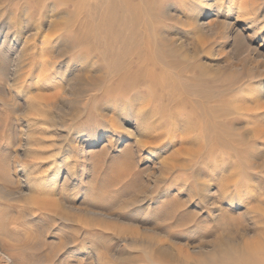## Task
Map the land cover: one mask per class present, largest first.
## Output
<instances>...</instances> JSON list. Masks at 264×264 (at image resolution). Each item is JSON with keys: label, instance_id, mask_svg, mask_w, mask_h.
Instances as JSON below:
<instances>
[{"label": "rangeland", "instance_id": "1", "mask_svg": "<svg viewBox=\"0 0 264 264\" xmlns=\"http://www.w3.org/2000/svg\"><path fill=\"white\" fill-rule=\"evenodd\" d=\"M215 1L0 0L9 264H264V101L241 85L264 79V21L255 35L236 20L250 1L264 16V0L229 1L237 47L212 37ZM36 95L38 173L60 183L58 206L35 209L17 197L28 190L17 119ZM174 125L189 137L169 162Z\"/></svg>", "mask_w": 264, "mask_h": 264}, {"label": "bare ground", "instance_id": "2", "mask_svg": "<svg viewBox=\"0 0 264 264\" xmlns=\"http://www.w3.org/2000/svg\"><path fill=\"white\" fill-rule=\"evenodd\" d=\"M229 1L230 0H228V1L216 0L214 2V5H215L217 11L222 12L224 20H222V23H219V26H218V28H216V30L215 29L212 30V32H214V34L212 33V37L214 39H216L217 45H222L223 43H226V42L228 43L230 39H234V36H235V39H234V42L232 43V45H235V47H237L239 45V43L242 42V36H240V32L238 31L237 28L234 30V32H231L232 29H234V25H232L231 22L229 24L228 19H229V16H230L232 9H234V8L232 5L229 4ZM254 6H256V5L253 1L246 2L244 5H241L240 7L238 6L239 8L237 11L238 13H237L236 20H238V18H241V21H243L249 28L252 29L253 34L257 35L260 31V26H261L260 24L264 21V16H261L260 13L256 12L258 6L257 7H254ZM262 19H263V21H261ZM226 25L229 26L227 30H225ZM223 27H224V29H223ZM18 32H16V34L19 35ZM237 38H239V39H237ZM26 43H27V40L25 38L23 45L26 46ZM205 44H206V42H205ZM243 47H245V46H243ZM242 53H244V52H242ZM261 58L264 59V56H261ZM244 62H246V61H244ZM247 63H246V65H247ZM242 66H243V68L245 67L244 64L241 65V67ZM248 70H249V68L245 69L244 73H246ZM132 79H134V78H131V80ZM137 79L138 78L136 77V79H134V80L136 81ZM36 83L40 84L39 81H36ZM241 85L246 92L245 94H247L249 97H252L254 99V101H256V102L264 101V79L257 80L253 84H248V82L247 83L243 82ZM249 85H252V86H249ZM38 97H39L38 95H36L35 97H31V96L29 97V111L30 112L28 114H27V112H26V114L21 112V113H23V116H20L19 117L20 119L19 118L17 119V122H18V121L22 120V118H26V125H25V131L26 132H23L24 131L23 127L20 128L21 133H19V136H18L17 146L19 147V146L23 145V148H24L23 149L24 150V158L19 161V164H21V166L23 168V171H24L23 173L25 174V179H26L27 186H28L27 187L28 190L26 192H23V194H19L17 197H20V195H21L24 198H28L31 201V204L35 207V209L37 207H39V205L48 207L52 204L54 206H58L57 201L55 200L57 198H53V197L57 196L56 195L57 189H58L57 183H60L55 178L51 179V177H49V175H47V173L46 174L44 173L45 175L43 173H38L39 160L34 157V156H37L39 154L37 143L39 141V132L41 129V127L39 125V121H40V116H41L40 106L42 105V103ZM45 104L50 105L51 103L47 102ZM3 109L0 110V126L3 125V129H4L8 125L7 124L8 123L7 118L10 115H9V111H7L5 109L3 110ZM103 117L107 118V120L109 122H112V119H114V117L111 118L107 115L106 116L104 115ZM133 119L136 121L137 126L139 127V132H141V133L145 132L147 127L145 126L146 124L143 121L142 116H140V114L138 113V114H135L133 116ZM116 121H118V120L114 119L113 123H115ZM176 128H177V125H174L173 128L169 131V133L171 134V137H173V138H171V140H169L168 142L164 143V145L168 144V145L177 146L176 149L172 150V152L170 153V155L168 157L169 162H171L170 159H173V158H175V156L181 154L182 150L184 149V147H183L184 141L186 139H188V137H189V136L180 137L182 132L186 133V135L188 134V132H189L188 128L189 127H187L185 125L184 126L180 125V132L178 133L179 138H177L176 135H174L175 131L178 130ZM164 134H166L165 130L158 131L156 133V137L161 138ZM22 136H24V141L21 138ZM0 137L3 138L4 136L1 135ZM79 137H80L79 133H76L74 135V137L72 138L71 141L72 142L75 141V144L73 145L74 147H77L79 145L77 142V139ZM80 153H81L80 158L82 159L84 157V154H85L84 149H82ZM30 157H32L33 159H29ZM164 159H166V158L164 157ZM74 164H73V166H68V168H67V170L69 172H71L70 174H72V175H74V171H75L73 169ZM77 165H79V163ZM8 167H9V164H8ZM0 168L7 170V164H5V163L0 164ZM85 171H86V168H84L83 173H81V180L84 177ZM6 177H7L6 173L0 172V179H5ZM63 184H64V182L61 185L64 186ZM0 185H1V183H0ZM16 199H18V198H16ZM3 229H4V227L0 222V262L5 261L3 264H9L8 260H13V259H12V254L8 252V250L5 246V243L3 242L4 236H5ZM130 240L134 241L133 238ZM214 252H215V250H214ZM0 264H2V263H0Z\"/></svg>", "mask_w": 264, "mask_h": 264}]
</instances>
